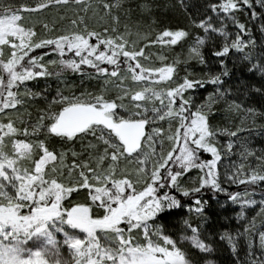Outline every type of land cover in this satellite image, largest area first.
I'll return each instance as SVG.
<instances>
[{"label":"trees","instance_id":"obj_1","mask_svg":"<svg viewBox=\"0 0 264 264\" xmlns=\"http://www.w3.org/2000/svg\"><path fill=\"white\" fill-rule=\"evenodd\" d=\"M107 3L119 5L120 13L127 11L135 23L146 29L150 34L143 44L146 51L150 45L173 51L193 47L195 59L178 66L179 74L175 76L178 83L170 90L173 111L179 119L172 125L180 126L182 139L171 143V152L153 170L144 187L146 194L143 189L132 190L119 183L116 188L108 184L106 189L89 193L78 185L65 197L60 189L54 191V182L35 179L20 189L14 204H0V216L17 213L24 217L56 204L67 217L77 206L71 201L79 199L82 201L79 204L91 208L93 216L102 218L117 201L126 200L118 193L126 189L133 196L143 195L154 211L152 225L168 238L179 240L187 231L200 236L204 248L184 249L190 264H264V0H107ZM40 6L45 4L41 1ZM19 9L17 2L0 6V16L17 13ZM41 27L40 33H49L48 38H39L41 43L23 56L30 55L37 64L45 55L53 54L57 42L50 35L52 26L45 23ZM111 39L114 44L109 43ZM89 45L94 53H85L78 66L65 69L59 59L55 66L35 72L25 80L23 84L29 89L26 110L10 120V124L2 118L8 100L5 97L19 89L12 85L8 91L1 84L0 137L12 131L24 139H44L53 156L60 148L71 150L96 138L97 125L93 123L72 135L51 129L54 119L59 120V113L69 105L66 99L58 100L60 96L64 98L59 80L72 83L74 99L87 90H97L98 78L105 72L126 67L140 75L141 68L132 56L116 52L114 38L91 37ZM108 56L115 61L113 68L103 61ZM55 95H59L58 99ZM84 99L82 103L89 107L103 103L96 95ZM42 116L45 123L39 127L37 122ZM198 118L207 130L193 134ZM164 119L146 123L145 130ZM107 131L116 145L124 144L112 128ZM209 133L210 144L206 139ZM184 140L191 150L185 159L180 153ZM109 153L111 160L117 154L114 150ZM82 160L69 156L76 173L86 179L91 174H83ZM64 226L82 231L65 222ZM23 236L28 237V233ZM95 238L96 234L92 240L88 237L81 246L82 253L68 259L67 264H89Z\"/></svg>","mask_w":264,"mask_h":264},{"label":"rangeland","instance_id":"obj_2","mask_svg":"<svg viewBox=\"0 0 264 264\" xmlns=\"http://www.w3.org/2000/svg\"><path fill=\"white\" fill-rule=\"evenodd\" d=\"M41 1L45 6H40ZM70 1L0 0L2 7L14 2L20 5L17 13L0 16V86L7 87L8 91L12 85L19 89L6 95L3 120L10 124V120L17 119L26 110L29 100V89L23 84L26 79L55 66L59 59L65 69L70 65L78 66L84 61L85 53H94L89 45L91 37L114 38L116 52L132 56L141 74L136 75L126 67L105 72L98 78L97 90H87L74 99L71 98L72 83L59 80L64 98L55 96L58 100L66 99L69 105L59 113V120L53 115L56 119L51 129L70 133L93 123L97 125L98 134L77 148H60L53 156L44 139H24L12 131L5 133L6 136L0 137V204H14L20 189L35 179L54 182V191L60 189L65 197L78 185L89 193L106 189L108 184L116 188L119 183L132 190L143 189L146 194L144 187L153 170L171 152V143L182 139L180 126L172 125L179 119L173 111L170 90L178 83L175 78L179 74L178 66L195 59L193 47L173 51L150 45L146 51L143 44L150 34L135 23L130 13H120L119 5L111 6L107 0ZM45 23L52 26L50 35L57 42L53 54L45 55L37 64L30 55L23 56L36 43H41V38H48L49 33H40ZM109 43L114 44V40ZM103 59L113 68V59L109 56ZM145 73L149 76L145 77ZM93 95L103 103L95 107L82 103L85 96L90 100ZM155 118L165 119L156 122L149 131L145 130V124L156 121ZM40 120L39 127L44 125L45 117ZM110 127L116 128L125 144L114 143L107 131ZM202 130L206 131L207 126L198 118L193 134ZM206 139L210 144V133ZM182 144L180 153L185 159L191 150L185 140ZM110 150L117 153L112 160ZM123 151L126 153L121 154ZM69 156L82 158L83 174L90 173L91 177L79 176ZM130 192L119 191V197L126 200L117 201L102 218L93 216L91 208L79 204L82 203L79 199L71 201L77 206L67 217L56 204L24 217L17 213L0 216V264H67L68 259L82 253L83 243L88 237L92 240L95 234L89 264H190L184 249L186 246L204 248L200 236L187 231L179 240L168 238L152 225L154 211L149 202L146 203L142 194L133 196ZM64 222L83 232L68 230ZM120 227L129 230L121 231ZM27 233L28 237H24Z\"/></svg>","mask_w":264,"mask_h":264},{"label":"flooded vegetation","instance_id":"obj_3","mask_svg":"<svg viewBox=\"0 0 264 264\" xmlns=\"http://www.w3.org/2000/svg\"><path fill=\"white\" fill-rule=\"evenodd\" d=\"M60 119V118H59ZM107 122L108 121H110V120H106ZM100 122V121H99ZM110 123H111V121H110ZM90 124H88L87 126H85L84 128H82V129H80V130H77V131H73V132H70V133H68V132H61V131H57V130H55V132L56 133H59V134H70V135H72V134H75V133H78V132H81L82 130H84V129H86L88 126H89ZM108 125V124H107ZM113 125V124H112ZM108 126H111V125H108ZM110 128H112L113 130H114V132L121 138V140L124 142V144L126 143L125 142V140H124V138L123 137H121V135L118 133V131L116 130V128H114V127H110Z\"/></svg>","mask_w":264,"mask_h":264},{"label":"water","instance_id":"obj_4","mask_svg":"<svg viewBox=\"0 0 264 264\" xmlns=\"http://www.w3.org/2000/svg\"><path fill=\"white\" fill-rule=\"evenodd\" d=\"M141 203V200L137 202L136 207Z\"/></svg>","mask_w":264,"mask_h":264}]
</instances>
